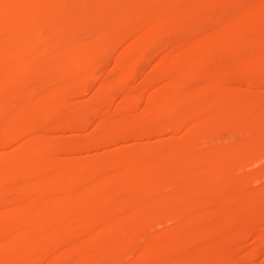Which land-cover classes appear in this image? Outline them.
Wrapping results in <instances>:
<instances>
[{
  "label": "rangeland",
  "instance_id": "rangeland-1",
  "mask_svg": "<svg viewBox=\"0 0 264 264\" xmlns=\"http://www.w3.org/2000/svg\"><path fill=\"white\" fill-rule=\"evenodd\" d=\"M6 1L9 2L11 0H3V2L2 0H0V3H7ZM37 1H39L38 2L39 4L35 3L36 6L39 7L40 9L42 8L41 10H44L43 12L44 13L46 12L47 14L44 16L45 17L44 19H46L45 21L42 20L43 17L41 19L40 17L41 11L33 4L35 1L32 3V0L31 3H29L30 0L20 1L21 4L23 5V8L21 9V13L20 12L17 13L15 18L16 21L18 22L16 24L19 25L21 24V26H24L23 27L24 29L19 31V29L15 24H9L8 21L7 23L6 21H4V19H0V23L2 21H4L5 23V24L3 23L0 24V51H1L0 60L3 61L1 64L2 66L0 65V69H1L0 93L2 92L0 95L2 96L3 94L6 93L5 97L7 96L8 98L10 96L8 100L7 98L6 99L4 98V95L3 97H1L3 99L0 98L1 99L0 101L2 102L7 100L6 103L4 102L5 105H3L2 103V107L0 108V129H1L0 132L2 131V133H4L5 130L6 131L8 130V132L7 133L5 132L3 135L0 133L1 134L0 137H2V139L0 138V147H1L0 148V186L4 190L3 192H0V246L1 244H3L1 243L2 242L1 240H3L4 237L3 235L7 233L6 231H10L12 233V235L10 234V237H12L10 239V241H12L11 249L5 255H2V253L0 252V264H19L22 262L29 264H73V262L75 264H100V263L102 264L103 262V264H106L105 261H108L111 264L114 261L115 264H119V263L121 264L122 262L123 264H156V263L157 264H264V232H261L264 231V221L261 222L259 221L260 223L258 222L255 225L253 224L255 222H253L251 223L253 224V226H251L250 224V227L248 225L249 222L254 220L253 219L254 217L256 220L257 216H259V218L257 217L258 219L264 220V116L262 115L264 111V107H263L264 106V52H263L264 0H218V1L207 0L206 1L207 4H205V6H203L205 0L204 1L200 0L202 1L201 4L203 5L202 8H199L201 7L200 5L197 7V9L193 6V4L195 3V1L200 2L199 0H176V1L170 0V2L169 0H107V1L106 0H68L69 3L66 0H65L66 3H63L64 1L61 2L60 0H58L59 2L57 0H37ZM209 1L211 2L208 4ZM127 3L129 6L126 5ZM25 4L27 5L25 6ZM100 5H102L103 7ZM99 6L102 10V14L100 18L96 20L93 14L95 12L93 11L100 9ZM120 7L122 9H120ZM188 7L192 10L189 11ZM28 8H30L31 11L34 10L35 14L30 13L31 11ZM94 8L95 10H93ZM49 9L51 10L49 11ZM91 9L93 13L91 12ZM28 10L30 12H28ZM254 10H257V12L255 13L258 16L260 15L259 17L255 16L256 14H254ZM23 12L25 16L23 15L22 17L20 14H23ZM48 12L50 14H48ZM259 12H261L262 14H259ZM75 14L76 16L74 17ZM124 14L126 15L124 16ZM157 14L158 16L160 15L159 17L163 15V18H165V20L167 19L165 22L168 23V25H165L164 23L161 27L163 29H160L161 31L158 30L155 32L157 33L156 35L154 32H152L154 34L150 33V35L152 34L151 35L152 39L150 35L148 36V34H146L148 37H145L146 43L145 45H143L144 48L142 47L140 49L142 50L141 52L138 51L141 53L140 54L142 57L141 58L140 55L138 54H137L138 56L136 55V53L138 52L131 46L132 39L135 36V33H137V31L134 30H138L142 33L143 32L146 33L148 30L147 28L148 22H150L151 19H153L154 17H158L155 16ZM175 16H177L178 18L177 17L175 18ZM39 17L41 20H39ZM134 17L137 19H134ZM242 17H244L245 19H243ZM18 18L20 19V21L21 19H23L22 23L19 21ZM32 18L34 21L31 20ZM84 19L86 23L84 22ZM171 19H173L175 23ZM252 19H256L257 21L256 20L252 21ZM107 20L109 23H107ZM238 20L240 21L237 23H239L240 25L243 23L242 24L243 28H241L242 25L239 27V24L236 23V21ZM128 21L131 23H129ZM168 21H170L171 24ZM80 22H82V24ZM25 23H27V25H23ZM99 23L101 25H98ZM233 23L234 25H232ZM110 24L113 25V27ZM131 24L132 27L130 28ZM138 24L139 26H137ZM244 24H246L247 26L245 27ZM29 27L31 29L30 31L34 32V33L32 32L33 36L29 34L27 31L29 30ZM119 27L123 29H119ZM124 27H126L127 29ZM232 27L233 30L230 31ZM236 27L238 28V30H236L237 29ZM75 28H77V30H75ZM69 29H71V31ZM15 30L18 31L16 32ZM121 30L122 32H120ZM26 31H27V35L24 33ZM58 31H60V33L63 36H61V34ZM205 31L211 34L216 33L217 31L220 32L223 31L224 33H226L225 38L218 46L219 50L217 49V47L212 48V46H214V41L212 42V40H214L213 38L212 39L210 38L209 40L206 39V41L205 40L201 41L202 38H198L199 35L202 32L203 35ZM67 32L69 34H67ZM19 33L20 34L23 33V34L20 35ZM28 34L31 36H29ZM119 34L121 35L118 36ZM202 35H200V37ZM120 37L122 38L120 39ZM191 37L194 38L195 42L194 41L189 42L192 39ZM53 38H55V40ZM109 38L112 39L113 41L110 40ZM195 38L198 39L199 41L195 40ZM26 39H28V41H26ZM48 40L49 43H47ZM150 40L151 42L149 43ZM211 42L213 43V45ZM27 43L28 44L30 43L31 47ZM206 45H209V47H204ZM210 47L211 49H217V50H211V49L209 50ZM19 49H21L22 52L21 54L23 55L24 53L25 57H27L25 58V60L27 61L29 60L28 61L29 63L26 61L25 66L23 64V69L26 68L24 70H22L21 67L17 69L16 65L18 64H16L15 66L12 65L13 59L15 57L14 53L16 52L15 53L16 55L20 54L17 53L20 52ZM76 50L78 52H75ZM240 50L243 52H241ZM172 51H174V53H172ZM228 51L230 52L229 54L227 53ZM235 51L237 53H235ZM78 53H80L82 56L79 55ZM238 53H242L240 54V56L245 54L242 57H246V55H248L247 57L250 56L251 58L259 59L258 65L254 64L249 67H245V69H243V67H241L240 64L235 63V57L239 56ZM26 54H29V58L28 55ZM76 54H78L81 60L80 63L75 62L77 59L75 58V56H77ZM230 54L234 55L235 57L234 56L232 57ZM260 54L261 56H259ZM45 55L47 57H44ZM226 56H228L227 58L229 60L226 59ZM198 58L200 61L201 60L203 61L200 62L199 60L198 61L196 60L195 61L196 63L192 62ZM232 60H234V62ZM188 61H191L196 65L194 64L193 66V64L189 62L191 64V66L189 65L190 67L189 68L187 67ZM198 62L199 64L197 66ZM10 63H12L11 65L13 67L10 65ZM30 64L33 65L30 66ZM6 65H8V67L11 66V68L10 67L8 68ZM26 65H28V67ZM185 66L188 69H191V71L197 77L195 81L190 82L192 83L191 85L189 84L190 86L188 85V87H191V92L189 93L184 91L185 93L183 94H181L180 92V96H178L179 98L175 103H171V102L170 103L166 102L169 104L163 103L165 101L164 99L165 97H163L162 95H169V93L162 94V91L168 92V90L170 89H168L166 85L167 86L170 85L172 83L171 81L174 82L178 77L179 79H181L182 78L181 75L184 76L185 73L181 74V72L184 71L185 68L183 67ZM14 67L16 69H14ZM199 67L200 68L203 67L204 69L202 68V70L199 71L200 70ZM195 69L198 70V73ZM16 70H18V72ZM25 70L27 72H25ZM73 71L77 73L78 77L76 73ZM72 72L76 75L75 77L74 74L73 75L71 74L72 78L73 76L75 77L74 79L71 80L75 84L73 82L71 84V81L68 82L66 81V78L67 80L69 78L71 79L70 76L69 77L67 76L70 75V73ZM80 72L83 74H87L89 78L87 76L85 78L84 76L85 80L83 78L79 80L78 79L80 77L79 75H83ZM175 76H177L176 79ZM108 79L109 81H107ZM63 80L64 82L66 81L67 83L59 84ZM154 80H156L157 82ZM219 81L222 82L218 83ZM77 82L78 83L81 82V83L78 84ZM215 82H217L218 84ZM157 84L160 85L157 86ZM213 85L215 86V88ZM217 85H219V87ZM65 87H67V89ZM186 88L187 87L183 85L182 89L186 90ZM57 89H60L59 91L65 90L64 94L63 93L61 94L62 95L61 97L63 99L60 98V94H59L60 92L57 94L58 92ZM69 90L74 93L76 92L75 94L72 93V95H68L70 98L66 97L65 94L67 92H68L67 94H69ZM222 91H226V92L223 93ZM136 92L138 93V96ZM219 92L222 93V95H220ZM229 92L232 95H230ZM225 93H229V96H227V94ZM52 94H54V96ZM133 94L134 95L136 94L135 96L138 99L140 98V96L142 97L141 100H138L139 103L136 102L137 100L135 101L134 98H132ZM157 94H159L160 97H158ZM219 95L221 98L218 97ZM223 95L224 97H222ZM233 95L236 97V101L239 100L238 102L235 101L236 102L235 105H234L235 98H232L234 97ZM38 96L39 97L48 96L50 98V100L48 102H45V104L43 102L42 106L43 107L46 106V108L45 107L43 108V113H41V115L35 114L30 108H26V107L22 108V105L27 101L43 98V97L39 98ZM226 97H228L229 99L231 98L234 106L230 104L232 102H229V105L231 106H229V108L227 107L228 101ZM158 99L161 100L158 101ZM211 100L213 103L211 102ZM223 100L226 101L223 102L224 104H222ZM51 101H53L54 103H52ZM159 102L161 103V105ZM132 103L137 104V107L136 105L134 106V108L136 107V110L134 108L132 109L133 107ZM225 103L227 106L225 105ZM47 104L49 105L47 106ZM208 104H211L210 109H212L214 106L216 107V109H218L219 106V109L222 110L223 112L226 110L228 113L231 112L234 113L235 116L237 115L236 116L237 120L238 119L239 120L238 121L236 120L237 122H234V124L232 125H227L222 120L218 119L219 122H217L218 124H216L215 127H208V125H205L206 127L205 126L202 127L201 124L205 120L206 116L204 115L206 114L204 113H207L205 109L206 106L207 108L209 107ZM202 106H204L205 109L202 108ZM221 106L222 108L223 107L224 108L222 109ZM231 107H234V109H232ZM18 108L21 109L16 112L17 113L16 115L13 113L11 115V112L7 113L9 111H13ZM216 109L215 111H218ZM131 110H133V112ZM260 110H262L261 112L262 114L260 113ZM179 111H181V114ZM182 111L185 113H182ZM202 111L205 112L203 113ZM123 112L127 113V115L122 114L125 116L124 119L125 121L122 123V120H120V118H122L121 113ZM178 112L180 115L178 114ZM46 113H50V114H46ZM173 113L174 115H172ZM137 114L139 115V117L137 116ZM183 114H186L188 117ZM14 115L17 119L13 118ZM50 115H52V117ZM113 115H116V117L113 118L114 122L116 120L115 126L117 125L119 126L121 122L122 124L120 127L124 126V128L114 127L113 125L114 122L112 123V118H111L114 117ZM176 115L177 117L178 116L181 117V115H183L184 117L183 116L182 117L185 119V121L183 120L185 123L189 121L192 122L184 124V122L181 121V124L183 123L181 126V124H177L173 121V119H175L174 116ZM42 117L44 119L43 121H42ZM201 118L203 119V121ZM243 118L246 119L243 120ZM221 119L223 118L221 117ZM11 120H13L12 123L10 122ZM133 120L136 121L135 122L136 124H134ZM169 120L170 121L172 120L175 124H177L175 125L173 123L174 124L172 125L173 131L169 128H166L167 130L169 129L167 131L164 128L165 125L168 126L170 124L168 123L170 122ZM199 123L201 124L196 125ZM46 124L48 125L47 127ZM66 124L67 126L68 125L69 126L67 127ZM11 125L12 127L9 128L13 129L14 127V130L8 128V126ZM103 125H106V129L105 126ZM195 125L198 126L199 128L201 127V129L195 127ZM162 126L164 127L162 128ZM36 128L39 130L36 131ZM102 128L104 129L103 130L104 132L106 131L105 134L103 132L102 133L100 132L102 131L100 130ZM108 128L109 131L110 129H113L112 131H110L111 133L108 132ZM161 128L162 130L165 129L166 131H162ZM152 129L154 130L156 129L155 132ZM191 129L193 130L191 131L193 132L192 134L191 132L189 133ZM23 130H25V133L27 134H25ZM30 130L32 133L34 132L33 130H35L36 132L34 133H36L37 135L34 138L35 140L31 144V146L33 145L32 147L28 145L30 143L27 141L28 138L25 139L26 135L28 136L30 134ZM197 130H201V131L199 132ZM10 131H12V133ZM14 131L15 133H13ZM257 131H259L263 136H261L260 138H255V140H253L255 133ZM21 132L23 134H21ZM42 132L43 135L40 134ZM188 133L190 135H187ZM6 134H7V139H9L8 143H6L7 141L1 142V140H3V137L6 138V136H4ZM24 134L25 136H23ZM9 135H11L10 136L11 138L8 137ZM189 137L192 138L190 139ZM187 138L189 140H187ZM229 147L231 148V150ZM162 148L165 150H163ZM175 149L178 151V153L175 151ZM237 150L238 152H236ZM154 151L155 153L158 151V154H160L161 152L162 153L165 152L164 154H167L168 157L170 158L171 157L175 158L177 154L184 156L187 162L186 166L189 167L187 168L190 169L192 166L190 172L193 170V167L195 169L193 170L192 174L202 173V172L206 173V171H203V169H201L202 167L200 161L202 157L204 156L209 157L208 156L209 154L213 162H214V158L215 160H217V162L215 161L216 163H213L212 166L213 168L212 169L210 168L212 170L210 171L211 174L204 173L206 176H204V180L200 183L201 188L203 186L204 187L203 189H206L207 196L205 191H203V189L202 192L204 198L201 196L200 193L201 191L200 192L198 191L199 193L194 192L195 197H197L198 195L202 197L199 198L200 199L199 202L197 201L198 199L194 200L195 202L198 203L201 202L200 204H202L201 205L202 207L205 205L204 204L205 202L202 203L203 199L204 200L207 199L206 201L208 202L209 197L210 199L214 198L213 200L209 201L208 204L206 202L207 206L206 205L204 206L205 209L209 208L208 207L209 203L212 204L213 201L212 204V206H214L213 209L212 206L210 205L211 208L206 209L209 211V215L207 216L208 218H204L205 219L204 221L206 223L210 222V220L212 221V223L210 222L211 224L208 223V227L209 226L210 227L209 228L207 227L206 232L202 235L192 230L191 227L189 228V226H187L188 228L183 227L184 229L187 228L186 230H183V228L178 229L177 231H175L174 233H172L171 235H169L168 237H166L161 241L162 242L160 243L161 244L160 246L162 247L160 248L161 252L159 251L160 254L157 255H152L151 253L148 254V252H146L149 251V249H152L153 247L150 246V244L153 245L152 243L154 242V239L152 235L154 233L156 232L158 233L159 231L165 228L175 227L176 223L180 218L184 219L187 223L189 222V224L193 226L197 225L200 221H202L201 219L202 217L200 214L202 213L203 210H201L202 207L197 208L200 205L196 204L193 201L192 197H194V193H191L192 195L189 194L188 196H186L187 199L185 197L183 206H181L183 211L181 209H180L181 211L178 210L177 215H175L174 217L170 218V220L167 221L165 220L160 222L155 221V223H153L155 219L159 218L158 214L160 215L162 212L163 213L161 214V216L163 218L165 213L169 211L170 207H172V204L159 203L160 205L156 204L157 208L154 205L153 209L152 206H148L146 204V200L150 196L152 197L155 194H156L155 196H159L160 195L159 193L161 192L162 194H164L165 192L167 193V190L164 192L163 190L160 191L161 189H164V187H166L167 189V187L169 188L171 186V188L168 189L169 192L172 191L175 187H176L175 189L180 191L184 189L181 188L182 184H183L182 187H184L185 185V181L183 180L182 176H185L186 170L188 169L183 171L184 174L182 172L176 174L177 178H175L176 176L171 178V175L167 174L166 172H162L161 174L162 180L159 181L160 183H156V184L149 182L150 179L148 177L145 178L143 177V179L142 177H139L140 180L139 178H135L134 180L131 176H127L128 179L127 182L131 181L132 179L134 180V182L136 181V179L138 180V182L135 183H133V180L127 183L129 184V186L131 185V183H133L132 184L133 186L131 187L132 188L134 187V189H136L137 187L138 188L134 191L125 190L124 192H121L122 194L126 193L125 194L126 196L124 197L121 196V197L127 198L128 202L131 201L130 202L131 204H133L132 202L136 199L140 200V201L136 200L137 203H139L137 204V206L142 205L146 208L147 211L151 209L150 211H148L149 213L152 212V210L156 211L158 209V214L156 211L155 213L152 212L153 214L151 213L150 216H147L148 220L147 219L140 220L139 222V220L136 221L135 218V221L139 222V224L135 225L136 222H134V220L131 218L135 216L137 217L138 207L133 205L132 206L134 208L136 207L137 209L130 207V208H124V209L121 208L114 210V208H110L109 209L111 210L110 215L111 212L114 211L115 213L117 211L121 213V215H119L118 212L116 215L115 213L113 214V217L114 218L116 217L115 218L116 220L113 217L110 218V216H108L109 212L107 213L108 215L107 214L105 216L103 215V218H101L100 216L97 219L99 223L96 222V224H95L96 220H92L89 218L90 220H92L91 222L89 219H86L88 218L87 216H89V213L92 210L90 208L95 205L93 202L96 203L97 200L99 201L101 196L103 197L108 191V190L105 191L106 189H108V185H107L108 176L111 175L114 171H118V166L116 167L115 165L114 166L111 165L112 167L111 170L110 169L111 167L106 166V164L110 165L113 164L112 162L114 161L118 162L116 159L122 157L123 154L125 156L127 155L130 156V159L132 161L129 160V157L125 158V156H123V158L126 159L128 164H135V162L140 161V158H143L144 161H146L147 158L149 160L150 157H147L146 155L148 156H150L149 154L153 155ZM173 151L175 152L173 153ZM232 151L234 153L236 152L235 153L236 155H238L239 151H241L239 155L241 156V158L239 156L236 157L235 155V157L233 156L232 159L233 162H232L231 161L232 157L227 154V153L229 154L231 153L232 155H234ZM141 152H143V155L146 156V158H144V156H140V154L142 155ZM248 152L250 153L248 154ZM220 153H222L223 155L226 154V156L228 155L227 156L228 159L231 157L230 160H228L229 161L228 163H230V161L231 163L241 161L243 154H245L244 157L248 156L249 158L247 157L248 160L245 161L246 163H243V165L240 164L241 166L239 165V167L236 168L237 169L236 170L229 168L231 164L229 167L226 166V164L224 165V163H221L222 165L218 164L219 159L217 158H220V156H222V154ZM143 159H141V161ZM59 160H61L60 163L62 164L60 166H58ZM85 160L88 162H86ZM82 162H84V164ZM101 162L106 164L104 165ZM198 162L200 164H198ZM99 163L101 165H104L105 167H108V169L105 170L106 172L103 170L105 173L102 171V175L100 170H99L100 172L98 171V173H96L95 170H92L94 171L92 172L94 173L93 174L94 177L97 175L95 179L98 176L99 177L96 180L97 184H95V187L93 189V191L95 190L93 192L94 194L92 195V197L90 196V198L87 197L88 201L86 198L88 207L90 206L89 202L91 203L90 208H87V206H83L82 204H80L82 205V207H84V209L78 205L74 206V208L79 207L80 209L79 208L77 209L75 208V210H73L74 208L71 209L73 207L72 198H75L74 197L75 192L79 186L77 184L78 186L75 185L76 186L75 187L74 186L75 183H70L69 185L70 187L68 188L66 187L67 190L66 188L59 189L60 190L59 192L57 191L58 189L55 190V188L54 190L57 192H54L53 188H48L46 190V196L49 197L51 200L52 199L56 201L61 200L62 203L65 202L64 204H66V207L64 206V208L66 210L63 209V207H61L62 209L60 207L59 208L56 207V209L55 207L52 206H51L52 209L50 207H47L49 204H47L48 200L45 198L46 196L44 198L41 197L37 199L36 197V198L28 199V197L20 194L19 192V190H22V188L26 189V187H29L31 184L41 183L43 181H46L59 170L58 167H60L61 169L62 166H64L63 164H65V166L74 165V168L79 167L77 169L82 168L81 171H83V167H84L86 171H88L89 169L86 168V166L89 165L88 167L90 168L92 167L90 165L97 164L98 166ZM214 167L216 171L213 170ZM217 168H219V170ZM120 169L121 168L119 167V170ZM210 169H208L207 171L209 172ZM226 169H228V171ZM232 170L233 173L237 175V177H235V175L232 173ZM235 170L237 171L236 173ZM86 171L84 170L83 172L85 174L86 173L90 174V172H86ZM225 172L229 175L225 174ZM230 174H232V178ZM100 176H102L101 179ZM180 176L182 177V179H180ZM228 176H230L229 177L230 180L228 179ZM233 178H234L233 181H237V179L240 178L249 179L251 181L250 184L252 189L255 190L254 191L255 194L251 195V197L249 196V200L247 199L245 203L239 204V206L241 205L240 207L238 206L239 210L235 209L232 211H226L222 213L219 212L218 214V207L214 205V201H216V199L220 200L223 194L229 195L228 193L231 192L232 190H231V186L228 185L232 184ZM99 179L100 181H103V183L102 182L100 183V181H98ZM204 181L205 183H207L208 181L209 182L205 184ZM5 182L6 183L11 182V185L13 184L14 187L13 186L11 187L10 184H7L6 186V184H4ZM153 184L156 186L154 187V190L156 192L153 190H152L153 192L151 191L152 189L151 187H153ZM134 185H136V187ZM71 186L74 188H72ZM80 186L85 187L84 182H81ZM227 187H229L228 189L230 190L228 191V193L226 192L228 190ZM135 191L137 192L134 193ZM158 191L159 193H157ZM51 192L53 193V195L54 194L56 195L51 197L50 196L52 195ZM129 192H131L132 196L134 193L136 195L135 196L136 199L133 198L134 196L129 197L130 196ZM210 192L212 193V195L210 194ZM95 193L99 194L100 197L99 195L96 196ZM140 193L146 197L148 196L149 193V196L148 198L145 199V197H141L142 195L140 196ZM213 193L214 195H216L215 197ZM227 195H225V197ZM225 197L223 196V198ZM95 198L96 200H94ZM39 199H41V201H39ZM92 199L94 200L93 202L91 201ZM194 203L197 205V207L196 205H194ZM43 205L45 209H43ZM67 205L70 208H68ZM146 206L150 208L148 209ZM130 209H132L133 212ZM189 209L190 211H188ZM198 209H200L201 211ZM124 210H126L125 213L123 212ZM40 211H44V212L47 211L48 214L42 212V214L44 215L43 216L40 214ZM130 211L135 216L131 215L132 213ZM214 211H216L217 213H214ZM210 213H214L213 216H215L216 214V217L212 216L211 218ZM122 214H126V216ZM106 216L108 217L105 220ZM42 218L43 220L44 219L45 220L42 221L41 220ZM119 218L120 219L123 218L124 220L126 219L127 221L125 220V224H120L124 222V220L123 219L119 220ZM150 218L153 221L152 224H151V220H149ZM77 219H79L78 222ZM82 219L84 220L86 219L88 221V225L90 226H88L86 230H89L91 234L88 235L87 232L86 235L88 236L84 238L85 240L79 242L78 247L75 248L76 246L75 243H77V239L79 235L77 233L78 230L77 232L74 231L75 230L74 227H76L77 229L78 226L83 225L82 224L83 222H86V221L82 222L81 221ZM45 221H47L48 223L47 222H46L47 224L44 223ZM131 222L135 224L132 225L133 223ZM43 223L46 226L49 225L46 229L52 227L53 225L54 226L58 225L63 227L62 229L63 231L59 230L53 234L52 233L48 234L46 232L47 230H44L46 226L43 225ZM86 224L87 222L84 223V225ZM4 228H6L7 230L5 229L6 231L4 230L3 232ZM41 228H43L42 230L44 232L41 230ZM36 229H38V231H41L43 233L42 237L43 235H46L44 238L45 240L43 238L42 239L40 238V242L44 240L43 242L44 245H47V247L45 246L47 248L45 249L46 250L45 252H42V250L44 249L43 247L44 245L42 243H39V240H37L39 238L33 239L32 237L28 236L29 233L28 231L35 232L37 231ZM99 229L102 230V232L104 231L106 233L105 235L110 237L107 240L113 239L115 242H113V240L112 242L109 241L101 242L95 239L96 237L95 235L99 233ZM95 231L96 233H92ZM44 233H47L48 236L50 235L51 238ZM150 233H152V235ZM18 236L19 237L21 236L20 237L21 239ZM34 242L36 244L38 243V246L42 245L40 247L41 250H39V248L36 247L37 245ZM117 244L118 247L116 246ZM200 244H202L201 246H203V248L199 246ZM124 245L126 246V249ZM33 247L37 249L38 253L40 252L39 254H37L38 257H36V255L33 254L34 251L31 252V256H29V253L27 251L28 249ZM35 248L33 249L35 250ZM73 248H75L76 250H73ZM118 248H120L118 252L122 256L118 254L117 252ZM144 248H145V252L142 254L141 258L139 257L138 259V255H139L138 250L140 251L141 249ZM19 252L21 253L25 252V253L18 254ZM40 254L41 256H39ZM43 254L45 257H43ZM82 255L85 256V259L83 258ZM21 256H23L22 262H21V258H19ZM27 256H28L27 259L28 262L27 260L25 261L24 259V257ZM117 256L118 258L119 257L121 258L118 259ZM30 257L32 258L30 259ZM39 257H43V259ZM201 258H203V260ZM34 259H37V262L36 260L34 261ZM78 259L80 260V262H82L83 260L84 262L76 263V261L79 262ZM133 259L134 260L137 259V260L134 261Z\"/></svg>",
  "mask_w": 264,
  "mask_h": 264
},
{
  "label": "bare ground",
  "instance_id": "bare-ground-1",
  "mask_svg": "<svg viewBox=\"0 0 264 264\" xmlns=\"http://www.w3.org/2000/svg\"><path fill=\"white\" fill-rule=\"evenodd\" d=\"M21 0H11V1H9V2H7V3H0V19H4V21H8L9 22V24H15L16 26H17V28L19 29V31L20 30H22V29H24L23 27L24 26H21V24L19 25V24H16V23H18L17 21H16V15H17V13H21V9L23 8V5L21 4V2H20ZM35 1V2H34ZM32 0V3L36 6V4L39 2V1H37V0ZM37 1V2H36ZM58 1V0H57ZM61 2H63V3H66V1L68 2V0H60ZM107 1V0H106ZM176 1V0H175ZM200 1V0H199ZM202 1H204V0H202ZM202 1H200V2H198V1H195V3L193 4V6L197 9V7L198 6H200L201 5V7H199V8H202V5L203 6H205V4H207L206 3V1L207 0H205L204 2L205 3H203V4H201L202 3ZM218 1V0H217ZM2 2H3V0H2ZM55 2V1H54ZM59 2V1H58ZM103 2V1H102ZM101 2V3H102ZM138 2V1H137ZM169 2H170V0H169ZM173 2V1H172ZM197 2V3H196ZM211 1H209L208 2V4L210 3ZM215 2V1H214ZM24 3H25V1H24ZM27 3V2H26ZM29 3H31V0H30V2ZM36 3V4H35ZM62 3V4H63ZM69 3V2H68ZM129 3V2H128ZM128 3L126 4V5H128ZM134 3V2H133ZM32 4V5H33ZM39 4V3H38ZM130 4V3H129ZM138 4V3H137ZM172 4V3H171ZM178 4V3H177ZM176 4V5H177ZM27 4H25V6H26ZM105 5V4H104ZM139 5V4H138ZM141 5V4H140ZM38 6H40V5H38ZM96 6V5H95ZM100 6H102V5H100ZM100 6H99V8H100ZM107 6V5H106ZM129 6V5H128ZM31 7V6H30ZM37 7V6H36ZM97 7V6H96ZM103 7V6H102ZM105 7V6H104ZM122 7V6H121ZM120 7V9H122ZM192 7V6H191ZM260 7V6H259ZM33 8V7H32ZM37 8H39V7H37ZM43 8H44V6H43ZM46 8V7H45ZM47 8H50V7H47ZM107 8V7H106ZM106 8H104V9H106ZM118 8H119V6H118ZM124 8V7H123ZM127 8V7H126ZM189 8V7H188ZM26 9H27V7H26ZM28 9H30V8H28ZM40 9V8H39ZM42 9V8H41ZM40 9V11H41V15H40V17H41V19H42V17H43V19L42 20H46V19H44L45 17V15H47L46 14V12L44 13L43 11L44 10H41ZM61 9V8H60ZM104 9H103V11H104ZM125 9V8H124ZM256 9V8H255ZM33 10V9H32ZM48 10V9H47ZM51 9H49V11H50ZM56 10V9H55ZM57 10H58V8H57ZM93 10H95V8L93 9ZM126 10V9H125ZM187 10V9H186ZM190 10H192V9H190L189 8V11ZM194 10V9H193ZM262 10V9H261ZM30 11H31V9H30ZM29 10H28V12H30ZM40 11H39V13H40ZM106 11V10H105ZM122 11V10H121ZM124 11V10H123ZM263 11V10H262ZM261 11V12H262ZM25 12V11H24ZM24 12H23V14H20L22 17H23V15H24ZM36 12V11H35ZM58 12V11H57ZM89 12V11H88ZM91 12H92V9H91ZM93 12H95V13H93ZM92 13L94 14V18L97 20V19H99L100 18V16H101V14H102V10H101V8L100 9H97V10H95V11H93ZM108 12V11H107ZM118 12H120V11H118ZM118 12H116V13H118ZM138 12H139V10H138ZM192 12V11H191ZM255 12H257V10H254V14H256ZM261 12H259V14H262ZM5 13H6V15H5ZM30 13H34V10L33 11H31ZM86 13H87V11H86ZM104 13H106V12H104ZM186 13V12H185ZM28 14V13H27ZM26 14V15H27ZM35 14V13H34ZM48 14H50L49 12H48ZM54 14H55V12H54ZM57 14V13H56ZM81 14V13H80ZM111 14V13H110ZM114 14V13H113ZM136 14H137V12H136ZM140 14V13H139ZM138 14V15H139ZM161 14V13H160ZM9 15V16H8ZM39 15H37V16H39ZM78 15V14H77ZM116 15V14H115ZM119 15H121V14H119ZM126 14H124V16H125ZM247 15H248V13H247ZM246 15V16H247ZM25 16V15H24ZM30 16H32V15H30ZM30 16H29V18H30ZM55 16V15H54ZM53 16V17H54ZM76 16V14L74 15V17ZM82 16V15H81ZM155 16H158V14L157 15H155ZM160 16V15H159ZM154 17L153 19H151V21L150 22H148V30H147V32L145 33V32H140V31H138V30H134V31H137V33H135V32H133V33H135V36L133 37V39H132V43H131V46L138 52V51H142V50H140L142 47L144 48V46L143 45H145V43H146V41H145V37H148L149 35H150V33H152V32H156V31H161L160 29H163V28H161L162 27V25L165 23V25H168V23H166L165 21L167 20H165V18H163V15H161V17ZM165 16H166V14H165ZM179 16V15H178ZM255 16H258L257 14L255 15ZM260 16V15H259ZM258 16V17H259ZM22 17H20V18H22ZM40 17H39V20H41L40 19ZM48 17H49V15H48ZM48 17H47V19H48ZM52 17V16H51ZM71 17V16H70ZM132 17V16H131ZM177 16H175V18H176ZM257 17V18H258ZM27 18V17H26ZM26 18H24V19H26ZM85 18V17H84ZM102 18V17H101ZM108 18H110V17H108ZM118 18V17H117ZM120 18V17H119ZM178 18V17H177ZM243 19H245L244 17H242ZM247 18V17H246ZM256 18V17H255ZM19 19V18H18ZM37 19H38V17H37ZM121 19V18H120ZM134 19H137V18H135L134 17ZM180 19V18H179ZM243 19H242V22H243ZM31 20H33V18L31 19ZM39 20H37V21H39ZM95 20V21H96ZM104 20H106V19H104ZM115 20V19H114ZM169 20V19H168ZM172 21H173V19H171ZM241 20V19H240ZM240 20H238V21H236V23L237 22H239ZM254 20H256V19H252V21H254ZM2 21V20H1ZM4 21H2L0 24H5L4 23ZM19 21H20V19H19ZM22 21H23V19H21V23H22ZM34 21V20H33ZM87 21H89V20H87ZM111 21H112V18H111ZM110 21V22H111ZM178 21V20H177ZM257 21V20H256ZM7 22V23H8ZM19 22V23H20ZM26 22H27V20H26ZM31 22V21H30ZM30 22H28V23H30ZM84 22H85V19H84ZM117 22V21H116ZM120 22V21H119ZM129 22V21H128ZM135 22V21H134ZM133 22V23H134ZM168 22H170V21H168ZM174 22V21H173ZM241 22V23H242ZM73 23V22H72ZM81 24H82V22H80ZM79 23V24H80ZM86 23V22H85ZM102 23V22H101ZM107 23H109L108 22V20H107ZM113 23V22H112ZM127 23V22H126ZM129 23H131V22H129ZM175 23V22H174ZM246 23V22H245ZM79 24H78V26H79ZM84 24V23H83ZM90 24V23H89ZM92 24V23H91ZM114 24V23H113ZM128 24V23H127ZM170 24H171V22H170ZM237 24H239V23H237ZM243 24V23H242ZM241 24V25H242ZM247 24V23H246ZM246 24H244L245 25V27L247 26ZM8 25V24H7ZM23 25H27V23H25V24H23ZM31 25H32V23H31ZM98 25H101L100 23L98 24ZM111 25V24H110ZM116 25H117V23H116ZM118 25H119V23H118ZM232 25H234V23L232 24ZM231 25V26H232ZM240 24H239V27L241 26ZM34 26V25H33ZM112 27H113V25H111ZM111 26H110V29H111ZM125 26V25H124ZM137 26H139V24L137 25ZM231 26H229V27H231ZM235 26H236V24H235ZM234 26V27H235ZM72 27V26H71ZM132 27V24H131V26H130V28ZM237 27H238V25H237ZM236 27V28H237ZM16 28V27H15ZM103 28V27H102ZM109 28V27H108ZM115 28H116V26H115ZM117 28H118V26H117ZM124 28H126V27H124ZM129 28V29H130ZM138 28V27H137ZM241 28H243V25H242V27ZM27 29V28H26ZM67 29V28H66ZM73 29V28H72ZM98 29V28H97ZM100 29V28H99ZM107 29V28H106ZM119 29H123V28H120L119 27ZM118 29V30H119ZM127 29V28H126ZM125 29V30H126ZM223 29V28H222ZM31 29H30V27H29V30H27L28 31V33L29 34H31L32 36H33V31H30ZM32 30H33V28H32ZM70 31H71V29H69ZM75 30H77V28H75ZM103 30V29H102ZM113 30H114V28H113ZM118 30H116V31H118ZM229 30V29H228ZM231 30H233V27L230 29V31ZM236 30H238V28L236 29ZM16 31V30H15ZM18 31V30H17ZM16 31V32H17ZM24 31V30H23ZM27 31L26 32H24L26 35H27ZM73 31V30H72ZM97 31V30H96ZM115 31V32H116ZM143 31V30H142ZM22 32V31H21ZM33 32V33H32ZM59 33H60V31H58ZM57 32V33H58ZM109 32H111V31H109ZM120 32H122V30L120 31ZM124 32V31H123ZM126 32V31H125ZM205 32H207V31H205ZM204 32V34L202 35V33L200 34V35H202L201 37H200V35H199V37L198 38H202L201 39V41L202 40H205L206 41V39L207 40H209L210 38L212 39H214V40H212V42L214 41V46H212V48L214 47H217V49H218V46L220 45V43L223 41V39L225 38V36H226V33H224L223 31L222 32H220V31H217L216 33H205ZM38 33V32H37ZM71 33V32H70ZM113 33V32H112ZM154 33H152V34H154ZM223 33V34H222ZM20 34V33H19ZM23 34V33H22ZM22 34H20V35H22ZM24 34V35H25ZM28 34V35H29ZM61 34V33H60ZM67 34H69L68 32H67ZM114 34V33H113ZM146 34H148V36L146 35ZM151 34V35H152ZM157 33H155V35H156ZM31 35H29V36H31ZM40 35V34H39ZM43 35H44V33H43ZM121 34H119L118 36H120ZM150 35V37H151V39H152V36ZM16 36H18V35H16ZM28 36V37H29ZM38 36V35H37ZM57 36V35H56ZM61 36H63L62 34H61ZM114 36V35H113ZM112 36V37H113ZM195 36V35H194ZM198 36V35H197ZM27 37V36H26ZM34 37H35V35H34ZM52 37V36H51ZM193 37V36H192ZM191 37V38H192ZM25 38V37H24ZM122 37H120V39H121ZM49 39V38H48ZM54 40H55V38H53ZM110 39V38H109ZM114 39H116V38H114ZM149 39V38H148ZM47 40V39H46ZM57 40V39H56ZM110 40H112V39H110ZM118 40V39H117ZM117 40H116V42H117ZM195 40H198V39H196L195 38ZM26 41H28V39H26ZM113 41V40H112ZM120 41V40H119ZM192 41H194V38H192L191 39V41H189V42H192ZM199 41V40H198ZM151 42V40L149 41V43ZM189 42H188V44H189ZM195 42V41H194ZM211 42V43H212ZM47 43H49V40H48V42ZM108 43V42H107ZM112 43H114V42H112ZM124 43V42H123ZM28 44V43H27ZM119 44V43H118ZM210 44V43H209ZM28 45H30V47H31V44L29 43ZM41 45V44H40ZM148 45V44H147ZM150 45V44H149ZM212 45H213V43H212ZM25 46V45H24ZM42 46V45H41ZM211 46V45H210ZM28 47V46H27ZM38 47V46H37ZM204 47H209V45H206V46H204ZM221 47V46H220ZM19 48V47H18ZM45 48V47H44ZM43 48V49H44ZM118 48V47H117ZM17 49V48H16ZM15 49V50H16ZM40 49V48H39ZM116 49V48H115ZM146 49V48H145ZM211 49V47L209 48V50ZM217 49H211V50H217ZM33 50V49H32ZM36 50H38V49H36ZM42 50V49H41ZM40 50V51H41ZM117 50V49H116ZM205 50V49H204ZM208 50V51H209ZM219 50V49H218ZM225 50V49H224ZM237 50H239V49H237ZM2 51H4V50H2ZM14 51V50H13ZM19 51L20 52H17V53H20V54H18V55H16L15 53H14V59H13V64L12 63H10V65L12 64L13 66H15L16 64H20L19 66L18 65H16L17 67V69H19L20 67L22 68V70H24V69H26V68H24L23 69V64H24V66H25V63H26V61L27 60H25V58H27V57H25V55H24V53H23V55L21 54L22 52H21V49H19ZM45 51V50H44ZM84 51V50H83ZM118 51V50H117ZM144 51V50H143ZM176 51V50H175ZM207 51V50H206ZM220 51H222V50H220ZM226 51V50H225ZM241 51V50H240ZM1 52V51H0ZM75 52H78L77 50L75 51ZM96 52V51H95ZM140 52H138V53H136V55L138 54V55H140L141 53ZM239 52V51H238ZM241 52H243V51H241ZM263 52H264V50H263ZM262 52V53H263ZM38 53H40V52H38ZM171 53V52H170ZM172 53H174V51H172ZM228 54L230 53L229 51L227 52ZM235 53H237L236 51H235ZM234 53V54H235ZM259 53V52H258ZM1 54V53H0ZM5 54V53H4ZM31 54V53H30ZM44 54V53H43ZM42 54V55H43ZM45 54H46V52H45ZM79 55H81L80 53H78ZM78 54H76L77 56H78ZM117 54V53H116ZM228 54H225V55H228ZM240 54H242V53H238V57L236 56H234V55H231L232 57L234 56L235 57V63H238V64H240L241 65V67H243V69H245V67H249V66H251V65H254V64H257L258 65V61H259V59H257V58H251L250 56L249 57H247L248 55H246V57H242L243 55H245V54H243L242 56H240ZM6 55H7V53H6ZM26 55H28V58H29V54H26ZM32 55V54H31ZM34 55H36V54H34ZM40 55V54H39ZM74 55H75V53H74ZM83 55H84V53H83ZM93 55H94V53H93ZM97 55V54H96ZM137 55V56H138ZM170 55V54H169ZM180 55V54H179ZM179 55H177V56H179ZM9 56V55H8ZM11 56H13V55H11ZM77 56H75V58H77L76 59V63L77 62H79L80 63V58H79V56L77 57ZM82 56V55H81ZM80 56V57H81ZM87 56V55H86ZM136 56V57H137ZM143 56V55H142ZM175 56V55H174ZM259 56H261V54L259 55ZM258 56V57H259ZM44 57H47L46 55L44 56ZM140 57H141V55H140ZM176 57V56H175ZM228 56H226V59L227 60H229L228 58H227ZM252 57H254V56H252ZM43 58V57H42ZM75 58H74V60H75ZM85 58V57H84ZM142 58V57H141ZM140 58V59H141ZM170 58V57H169ZM172 58V57H171ZM177 58H179V57H177ZM44 59V58H43ZM82 59V58H81ZM34 60V59H33ZM73 60V61H74ZM198 61L199 60V58L198 59H195L194 61H192V62H195V61ZM9 61V60H8ZM29 61V60H28ZM27 61V62H28ZM86 61V60H85ZM84 61V62H85ZM118 61V60H117ZM131 61V60H130ZM200 61V60H199ZM201 61H203V60H201ZM200 61V62H201ZM226 61V60H225ZM233 62H234V60H232ZM2 62L3 61H1L0 60V65L2 64ZM43 62H45V61H43ZM43 62H42V64H43ZM49 62H50V60H49ZM125 62V61H124ZM189 62H191V61H188V64H187V67H189V65L191 66V64L189 63ZM191 62V63H192ZM228 62V61H227ZM261 62V61H260ZM15 63V64H14ZM29 63V62H28ZM135 63V62H134ZM187 63V62H186ZM196 63V62H195ZM195 63H192L193 64V66H194V64ZM231 63V62H230ZM83 64V63H82ZM198 64H199V62L197 63V66H198ZM202 64H203V62H202ZM228 64V63H227ZM234 64V63H233ZM9 65V64H8ZM8 65H6L7 67H8ZM11 65V66H12ZM31 65H33V64H30V66ZM45 65H47V64H45ZM79 65V64H78ZM81 65V64H80ZM118 65H119V63H118ZM186 65V64H185ZM196 65V64H195ZM225 65H226V63H225ZM230 65H232V64H230ZM235 65V64H234ZM2 66V65H1ZM11 66H9L10 68H11ZM12 66V67H13ZM27 67H28V65H26ZM131 66V65H130ZM130 66H128V67H130ZM200 66V65H199ZM203 66V65H202ZM256 66V65H255ZM254 66V67H255ZM7 67H5V68H7ZM8 67V68H9ZM33 67V66H32ZM186 66L185 67H183V68H185L184 69V71L183 72H181V74L183 73H185L184 74V76L183 75H181L182 76V80L181 79H179V77L177 78V76H179V75H177V76H175V81L173 82V81H171V79H170V81L172 82L170 85H166V87H168V89H170V90H168V92L166 93L165 91H162V94H168L169 93V95H162L163 97H165L164 99H165V101H164V99H163V103H165V104H169L170 102L171 103H175L177 100H178V96H180V92H181V94H183V93H185L184 91H186V92H191V87H188V85L190 84H192V83H190V82H193V81H195L196 79H197V77H196V75L191 71V69H188ZM223 67V66H222ZM229 67V66H228ZM227 67V68H228ZM236 67V66H235ZM259 67V66H258ZM257 67V68H258ZM15 67H14V69H16ZM133 68V67H132ZM190 68V67H189ZM200 68V67H199ZM198 68V69H199ZM203 68V67H202ZM202 68H200V70L199 71H201L202 70ZM230 68V67H229ZM239 68V67H238ZM119 69V68H118ZM125 69V68H124ZM131 69V68H130ZM204 69V68H203ZM1 70V69H0ZM12 70V69H11ZM78 70H80V69H78ZM183 70V69H182ZM196 70V69H195ZM17 72H18V70H16ZM76 71V70H75ZM75 71H73V72H75ZM129 71H132V70H129ZM128 71V72H129ZM197 71V73H198V70H196ZM195 71V72H196ZM247 71V70H246ZM25 72H27L26 70H25ZM70 73V75H68L67 77H71V79L69 78L68 80H67V78H66V81L68 82V81H71L72 79H74L75 77H76V75H77V71L75 72L76 73V75L74 74V73ZM81 73V72H80ZM22 74V73H21ZM28 74V73H27ZM74 74L75 75V77L73 76V78H72V75ZM81 74H83V73H81ZM88 74H91V73H88ZM199 74H200V72H199ZM25 75V74H24ZM202 75V74H201ZM27 76V75H26ZM80 77L78 78L79 80L81 79V78H83L84 80H85V78H86V76L89 78V76L87 75V74H83V75H79ZM82 76V77H81ZM84 76H85V78H84ZM180 76V77H181ZM198 76V75H197ZM25 77V76H24ZM77 77H78V75H77ZM173 78V77H172ZM78 79H77V81H78ZM82 79V80H83ZM210 79V78H209ZM214 79V78H213ZM76 80V79H75ZM74 80V81H75ZM64 82V80L63 81H61V83H59V84H64V83H67V82ZM107 81H109V79L107 80ZM154 81H156V80H154ZM212 81V80H211ZM216 81H218V80H216ZM72 82L73 81H71V84H72ZM153 82V81H152ZM157 82V81H156ZM159 82V81H158ZM220 82H222V81H219L218 83H220ZM74 83V82H73ZM78 83V82H77ZM81 83V82H80ZM80 83H78V84H80ZM215 83H217V82H215ZM217 83V84H218ZM70 84V83H69ZM75 84V83H74ZM77 84V85H78ZM106 84H107V82H106ZM161 84V83H160ZM160 84H157V86L158 85H160ZM154 85H156V84H154ZM183 85H185L187 88H186V90H183L182 89V87H183ZM189 85V86H190ZM212 85V84H211ZM220 85V84H219ZM219 85H217L218 87H219ZM68 86V85H67ZM214 86V85H213ZM212 86V87H213ZM152 87H153V85H152ZM164 87V86H163ZM66 89H67V87H65ZM214 88H215V86H214ZM217 88V87H216ZM159 89V88H158ZM166 89V88H165ZM182 89V90H181ZM218 89V88H217ZM58 90V92H57V94L59 93L60 94V98H62L61 96V94L63 93L64 94V91H59L60 89H57ZM63 90V89H62ZM71 90V89H70ZM69 90V94H67V93H65L66 94V97H69L68 95H72V93H74V92H72V91H70ZM153 90V89H152ZM167 90V89H166ZM56 91V90H55ZM183 91V92H182ZM46 92V91H45ZM44 92V93H45ZM223 93L224 92H226V91H222ZM228 92V91H227ZM2 93V92H1ZM0 93V94H1ZM52 93V92H51ZM54 93V92H53ZM56 93V92H55ZM71 93V94H70ZM76 93V92H75ZM74 93V94H75ZM133 93V92H132ZM135 93V92H134ZM137 93V92H136ZM153 93V92H152ZM155 93H156V91H155ZM160 93V92H159ZM188 93V94H189ZM230 93V92H229ZM229 93H225V94H227V96H229ZM131 94V93H130ZM129 94V95H130ZM216 94H217V91H216ZM219 94L220 95H222V93H220L219 92ZM224 94V95H225ZM4 95V98L6 99L7 98V96L5 97V95H6V93L5 94H3ZM3 95L1 96L0 95V98L1 97H3ZM7 95H9V94H7ZM42 95V94H41ZM51 95V94H50ZM53 96H54V94H52ZM136 95V94H135ZM134 94L132 95V98H134V100L137 102V103H139L138 102V100H141V96H140V98L138 99L136 96H135ZM158 95V97H160L159 96V94H157ZM190 95V94H189ZM220 95L218 96V97H220ZM224 95L222 96V97H224ZM230 95H232L231 93H230ZM40 96V95H39ZM38 96V97H39ZM46 96V95H45ZM137 96H138V93H137ZM234 96V95H233ZM10 97V96H9ZM8 97V98H9ZM37 97V98H38ZM43 97V96H42ZM42 97H39V98H42ZM64 97V96H63ZM128 97V96H127ZM155 97H156V94H155ZM214 97H215V95H214ZM8 98H7V100H8ZM33 98V97H32ZM56 98V97H55ZM70 98V97H69ZM130 98V97H129ZM128 98V99H129ZM131 98V99H132ZM221 98V97H220ZM232 98H235L234 99V105H235V103L236 102H238L239 100H238V98H237V100L238 101H236V97L234 96V97H232ZM1 99H3V98H1ZM0 99V100H1ZM36 99V98H35ZM63 99V98H62ZM68 99V98H67ZM162 99V98H161ZM161 99H158V101L159 100H161ZM215 99V98H214ZM226 99H227V105H226V103H225V105L229 108V106H231V105H229V102H232V103H230V104H232V106H234L233 105V101L231 100V98L229 99L228 97H226ZM7 100L6 101H4L5 103L7 102ZM27 100V99H26ZM50 100V98L47 96V97H43L42 99H37V100H30V101H27V102H25L23 105H22V108H30V109H32V111L35 113V114H37V115H41V113H43V108L45 107L46 108V106H42L43 105V102H44V104H45V102H48ZM130 100V99H129ZM216 100V99H215ZM217 100H218V98H217ZM55 101V100H54ZM134 101V102H135ZM236 101V102H235ZM4 102H2V101H0V108L2 107V103H3V105H5L4 104ZM52 103H54L53 101H51ZM133 102V103H134ZM135 102V103H136ZM166 102H169V103H166ZM211 102H212V100H211ZM221 102V101H220ZM223 102H226L225 100H223L222 101V104H224ZM56 103V102H55ZM132 103V104H133ZM160 103V102H159ZM213 103V102H212ZM51 104V103H50ZM221 104V105H222ZM49 104H47V106H48ZM136 105V107H137V104H133V107H132V109L134 108V106ZM160 105H161V103H160ZM205 105H207V104H205ZM132 106V105H131ZM208 108H207V106H206V109L204 108V106H202V108H204L205 109V111H207V113H204L205 111H202L204 114H206V115H204V116H206L205 117V120L203 121V119H202V121H203V123L201 124V123H199V124H196V125H200L201 124V126L203 127V126H205V125H208V127H215L216 126V124H218L217 122H219L218 121V119H220V120H222L225 124H227V125H232V124H234V122H237L238 120H237V115L235 116V114L234 113H228L226 110L223 112L222 110H220L219 109V106H218V109H216V107L214 108H212V109H210V106H211V104H208ZM213 106V105H212ZM217 106V105H216ZM136 107L134 108L135 110H136ZM226 107V108H227ZM264 107V106H263ZM13 108V107H12ZM16 108V107H15ZM221 108H222V106H221ZM224 108V107H223ZM222 108V109H223ZM232 109H234V107H231ZM21 108H18V109H15V110H13V111H9V112H7V113H10L11 112V115H12V113L13 114H17L16 112L17 111H19ZM56 109V108H55ZM58 109V108H57ZM189 109V108H188ZM215 109L216 110H218V111H215ZM261 109V108H260ZM10 110V109H9ZM47 110V109H46ZM259 110V109H258ZM258 110H257V112H258ZM57 111V110H56ZM132 112H133V110H131ZM22 112V111H21ZM45 112V111H44ZM180 112V114H181V111H179ZM179 112H178V114H179ZM226 112V113H225ZM262 112V110H260V113ZM55 113V112H54ZM182 113H185V112H183L182 111ZM46 114H50V113H46ZM122 114H124V115H127V113H121V115ZM132 114V113H131ZM136 114V113H135ZM177 114V113H176ZM177 114V115H178ZM179 114V115H180ZM262 114V113H261ZM8 115V114H7ZM10 115V114H9ZM15 115H14V117L13 118H15V119H17L16 117H15ZM124 115H122V118H120V120H122V123L125 121L124 119H125V116ZM133 115V114H132ZM172 115H174V113L172 114ZM177 115L176 116H174L175 117V119H173V121L175 122V123H177V124H181V121H185V119L183 118L184 116L183 115H185V116H187L186 114H183V115H181V117H177ZM263 116H264V111H263V114H262ZM51 117H52V115H50ZM112 116V115H111ZM114 117H111L112 118V123L114 122L113 121V118H115L116 117V115H113ZM137 116L139 117V115L137 114ZM136 116V117H137ZM183 116V117H182ZM12 117V116H11ZM33 117V116H32ZM36 117V116H35ZM45 117V116H44ZM53 117H54V115H53ZM124 117V118H123ZM137 117V118H138ZM170 117V116H169ZM173 117V116H172ZM178 119H177V118ZM188 117V116H187ZM221 117L223 118V119H221ZM12 118V119H13ZM39 118V117H38ZM141 118V117H140ZM171 118V117H170ZM170 118H168V119H170ZM7 119H8V117H7ZM246 119V118H245ZM244 118H243V120H245ZM39 120V119H38ZM44 119H43V117H42V121H43ZM111 120V119H110ZM134 120H137V119H134ZM133 120V122H134V124H136L135 122L136 121H134ZM140 120H142V119H140ZM180 122H179V121ZM237 120V121H236ZM247 120H249V119H247ZM12 121L13 120H11L10 122L12 123ZM118 121V120H117ZM164 121H166V120H164ZM170 121V120H169ZM172 120L170 121V122H168V123H170L168 126H166L165 125V127L164 126H162V128L164 127L165 129L166 128H169V129H171L172 131H173V129H172V125H174L175 123L173 122ZM183 121V122H184ZM115 122H116V120H115ZM115 122L113 123V125H114V127H119V128H124V126L123 127H120L121 126V122H120V124H119V126L117 125V126H115ZM119 122V121H118ZM126 122H127V120H126ZM171 122H172V124H171ZM179 122V123H178ZM190 122V121H189ZM189 122H187V123H189ZM192 122V121H191ZM190 122V123H191ZM194 122V121H193ZM196 122V121H195ZM42 123V122H41ZM44 123V122H43ZM162 123V122H161ZM161 123H160V125H161ZM174 123V124H173ZM187 123H185L184 122V124H187ZM247 123V122H246ZM249 123V122H248ZM137 124H139V123H137ZM164 124V123H163ZM162 124V125H163ZM177 124H175V125H177ZM183 124V123H182ZM182 124H181V126H182ZM194 124V123H193ZM42 125V124H41ZM57 125V124H56ZM55 125V126H56ZM195 125V127H197V128H199L198 126H196ZM45 126V125H44ZM48 125L46 124V127H47ZM66 126H67V124H66ZM69 126V125H68ZM67 126V127H68ZM70 126H72V125H70ZM74 126V125H73ZM103 126H105V129H106V125H103ZM102 126V127H103ZM157 126H159V125H157ZM170 126H171V128H170ZM9 127H12V125L11 126H8V128ZM41 127V126H40ZM57 127V126H56ZM113 127V128H114ZM194 127V128H195ZM206 127V126H205ZM4 128V127H3ZM2 128V129H3ZM39 128V127H38ZM45 128V127H44ZM151 128H153V127H151ZM162 128H161V130H162ZM9 129H11V130H14V127H13V129L12 128H9ZM158 129V128H157ZM162 130V131H166V130ZM168 129V130H169ZM193 129V128H192ZM190 130L189 131V133L191 132V131H193V130ZM199 129H201V127L199 128ZM260 129V128H259ZM1 130V129H0ZM5 130V129H4ZM4 130H3V132H4ZM39 129H37L36 128V131H38ZM52 130V129H51ZM100 130H102V131H100L101 133L103 132L104 134H105V132L103 131L104 129L102 128V129H100ZM113 129H110V131H112ZM150 130V129H149ZM154 132H155V130L154 129H152ZM167 130V131H168ZM257 130V129H256ZM261 130V129H260ZM34 132H36L35 130H33ZM41 131V130H40ZM39 131V132H40ZM47 131H48V129H47ZM109 131V128H108V132L109 133H111ZM157 131H159V130H157ZM156 131V132H157ZM197 131H201V130H197ZM5 132L7 133L8 132V130L6 131L5 130ZM4 132V133H5ZM11 133H12V131H10ZM23 132L25 133V130H23ZM28 132V131H27ZM32 133L31 132V130H30V134L27 136L26 135V138L25 139H27L28 138V142H30L28 145L29 146H31V144H32V142L35 140L34 138L37 136L36 135V133ZM198 132V133H199ZM2 135L4 134V133H2V131L0 132ZM13 133H15V131L13 132ZM100 133V134H101ZM167 133V132H166ZM187 134V135H190V134ZM193 132H191V134H192ZM0 134V135H1ZM21 134H23L22 132H21ZM25 134H27V133H25ZM25 134L23 135V136H25ZM40 134H42L43 135V132L42 133H40ZM155 134V133H154ZM164 134V133H163ZM14 135V134H13ZM107 135V134H106ZM4 136H6V138H4L3 137V140H1V142L2 141H7L6 143H8V141H9V139H7V134L6 135H4ZM11 135H9L8 137H10ZM193 136V135H192ZM261 136H263L259 131H257L256 133H255V136H254V139L253 140H255V138H260ZM39 137V136H38ZM1 139H2V137H0ZM11 138V137H10ZM190 139L192 138V137H189ZM251 138V137H250ZM252 139V138H251ZM38 140V139H37ZM187 140H189L188 138H187ZM193 140V139H192ZM249 140V139H248ZM191 141V140H190ZM12 142V141H11ZM164 143V142H163ZM188 143V142H187ZM192 143V142H191ZM5 144V143H4ZM248 144V143H247ZM249 144H250V142H249ZM33 146V145H32ZM31 146V147H32ZM233 146H236V145H233ZM232 146V147H233ZM231 147V146H230ZM229 147V148H230ZM255 147V146H254ZM1 148V147H0ZM29 148V147H28ZM163 149V148H162ZM161 149V150H162ZM165 149H166V147H165ZM165 149H163V150H165ZM180 149H182V148H180ZM179 149V150H180ZM238 149V148H237ZM240 149H241V147H240ZM158 150V149H157ZM160 150V151H161ZM162 150V151H163ZM169 150V149H168ZM230 150H231V148H230ZM233 150H234V148H233ZM236 150V149H235ZM243 150V149H242ZM246 150V149H245ZM156 151V150H155ZM155 151H154V154L152 155V154H149L150 156H148V155H146L147 157H150V159L148 160V158H147V160L146 161H144V159L143 158H140V161H138V162H135V164H128V162L126 161V159H124L123 158V156H125L124 154L122 155V157H119V158H115L118 162H116V161H114V162H112L113 164H110V165H107L106 163H102V164H106V166H109V167H111V165L112 166H118V171H114L111 175H109L108 176V179H107V185H108V189H106L105 191H107L106 192V194L102 197L101 196V198H100V200L98 201L97 200V202L95 203V202H93L94 200H96V198L93 200H91L95 205L94 206H92L91 208H90V206H91V203L89 202V204H90V206L88 207L87 205V201H88V198L87 197H89L90 198V196L92 197V195L94 194L93 192L95 191H93V189H94V187H95V184H97V179H98V177L95 179V177L97 176H95L94 177V173H92V172H94V171H92V170H95L96 171V173H98V171L100 170L101 171V175H102V171L104 170H107L108 169V167H105L104 165H101L100 163H99V165L97 166V164H94V165H90V166H92V167H88L89 165L88 164H85V165H88V166H86V168H88L89 170L88 171H86V169L83 167V171L85 170L86 172H90V174H85L83 171H81V169L82 168H80V169H77V168H79V167H77V168H74V165H72V166H65V164H63L64 166H62V168L60 169V167H58L59 168V170L56 172V173H54L53 174V176H51L49 179H47L46 181H43V182H41V183H34V184H31L29 187H26V189H23L22 188V190H19V192H20V194H22V195H25L26 197H28V199H32V198H36L37 197V199L38 198H41V197H45L46 196V190L48 189V188H53V190H54V188H55V190H57L58 192L60 191L59 189H64V188H68V187H70L69 185H70V183H75L74 184V186L75 185H79L80 186V183L81 182H84V184H85V187L84 186H78V188L76 189V192H75V198H72V208L71 209H73L74 208V206H76V205H78V206H80V207H82V205L83 206H87V208H90V209H92L91 210V212L89 213V216H87L88 218H86V219H92V220H96L95 221V224H96V222H98V218L101 216V218H103V215L105 216L108 212H109V215L108 216H110V218L111 217H113V214L115 213V211L114 212H111V215H110V211L111 210H109L110 208H114V210L115 209H121V208H130V207H132V208H134L133 206H137V204H139V203H137V201H140V200H137L136 199V195L134 194V193H136L137 191H135L134 193H133V196L131 195V192H129L130 193V196L129 197H133L134 199H136V200H134V199H132V200H134L132 203L133 204H131L130 202H128V200H127V198H123L124 196H126L125 194H122L121 192H124L125 190H136V189H134V187L132 188L131 186H133L132 184L133 183H135V182H138V180L136 179V181L134 182V180H135V178H139V177H142V179H143V177L145 178V177H148L150 180H149V182H151V183H154V184H156V183H160L159 181H161L162 179H161V177H162V172H166L167 174H169V175H171V178H173L174 176H176L175 178H177V175L176 174H178L179 172H182L183 174H184V170H186V169H188L189 167L188 166H186L187 164V162H186V158L184 157V156H181L180 154H177L178 153V151L175 149V151L177 152L176 154H177V156L178 155H180V156H175V158H170V157H168V155L167 154H164V153H160V154H158V151L155 153ZM159 151V152H160ZM175 151H173V153L175 152ZM225 151V150H224ZM229 152H231V151H229ZM236 152H238V150L236 151ZM235 152V153H236ZM244 152V151H243ZM142 153V155L140 154V156H144L143 155V152H141ZM147 153H148V151H147ZM182 153H183V151H182ZM223 153V152H222ZM222 153H220V154H222ZM232 153L234 154V155H232L231 153L229 154V153H227L229 156H231L230 158H231V161H232V159H233V156L235 157V153L232 151ZM240 153H241V151H239V154L238 155H236V157L237 156H239L240 155ZM250 152H248V154H249ZM134 154V153H133ZM132 154V155H133ZM146 154V153H145ZM204 154V153H203ZM243 154V153H242ZM130 155V154H129ZM197 155V154H196ZM227 155V156H228ZM244 155L245 154H243V157H244ZM138 156V155H137ZM146 156H144V158H146ZM208 156L209 157H206V156H204V157H202L201 158V161H200V158H199V161H200V163H201V169H203V171H206V173L205 172H202V173H193L192 174V172H193V170H195L194 169V167H193V170L190 172V169H192V166H191V168L190 169H188V170H186V173H185V176H182L183 177V180L185 181V185H184V187H182L183 186V184H182V186H181V188H184V189H182L181 191L180 190H177V189H173L172 191H170L169 192V188H171V186L168 188L167 187V189H166V187H164V189H161L160 191H162L163 190V192L164 191H166L167 190V193L165 194H162V192L161 193H159V191L157 192V193H159L158 195L159 196H155L154 194H152V195H154V196H150L149 198H148V196H149V193H148V196L146 197V196H144L143 194H141L140 193V196L141 197H145V199L146 198H148L147 200H146V204L148 205V206H152V209H153V206L155 205L156 206V204L158 205L159 203H170V204H172V207H170V209H169V211H167L166 213H165V215H164V217L162 218V216H161V214L163 213H161L160 215L158 214V209L156 210L157 211V214H158V216H159V218H157V219H153L154 220V222L151 220V218L149 219V220H151V224H152V222L153 223H155V221L156 222H160V221H167V220H170V218H172V217H174L175 215H177V212H178V210H182L183 211V209H182V207L181 206H183V202H184V199H185V197L186 196H188L189 194H191V193H194V192H200L201 193V196L204 198V196H203V192H202V189L204 188L203 186H202V188H201V185H200V183L204 180V176H206L205 174H211V172L210 171H212L211 169L213 168L212 166H213V163H216L217 162V160H215V158H214V162H213V160H211V158H210V155L208 154ZM226 156V154H222V156H220V158H217V159H219V161H218V164L220 165L221 163H224V165L226 164V166H230V164H231V166L229 167V168H232V169H236V168H238L239 167V165L240 164H242L243 165V163H246L245 161H247L248 159H247V157H242V159H241V161H239V162H234V163H231V161H230V163H228L229 161L228 160H230V158L228 159V157ZM127 157H129V160H131L130 159V156H125V158H127ZM201 157V156H200ZM240 158H241V156H239ZM120 158H123V159H120ZM249 158V157H248ZM141 159H143L142 161H141ZM235 159V158H234ZM63 160V159H62ZM195 160H196V157H195ZM198 160V159H197ZM236 160V159H235ZM60 161L61 160H59V162H58V166H60V165H62L61 163H60ZM86 161V160H85ZM108 161V160H107ZM110 161V160H109ZM132 161V160H131ZM135 161V160H134ZM216 161V162H215ZM238 161V160H237ZM86 162H88V161H86ZM105 162V161H104ZM110 162V163H111ZM197 162V161H196ZM233 162V161H232ZM62 163H64V162H62ZM69 163V162H68ZM83 164H84V162H82ZM199 162H198V164H200ZM82 164V165H83ZM89 164H91V163H89ZM227 164H229V165H227ZM71 165V164H70ZM95 165H96V167H95ZM214 165H216V164H214ZM222 165V164H221ZM77 166V165H76ZM241 166V165H240ZM95 167V168H94ZM119 167L121 168L120 170H119ZM188 167V168H187ZM100 168V169H99ZM211 168V169H210ZM219 168H221V167H219ZM219 168H217L218 170H219ZM97 169V170H96ZM111 170H112V167L110 168ZM117 169V168H116ZM116 169H114V170H116ZM208 169H210L209 170V172L207 171ZM213 170H215V167H214V169ZM227 171H228V169H226ZM237 170V169H236ZM235 170V173L237 172ZM99 171V172H100ZM103 171V172H104ZM198 171H199V168H198ZM197 171V172H198ZM216 171V170H215ZM223 171V170H222ZM106 172V171H105ZM104 172V173H105ZM108 172V171H107ZM190 172V173H189ZM201 172V171H200ZM92 173V174H91ZM205 173V174H204ZM217 173V172H216ZM232 173H233V170H232ZM225 174H227L226 172H225ZM234 174V173H233ZM224 175V174H223ZM227 175H229V174H227ZM226 175V176H227ZM231 175V178H232V174H230ZM235 175V177H237V175L236 174H234ZM106 176V175H105ZM127 176H131L133 179V183H131V185L129 186V184H127V183H129V182H131V181H129V182H127L128 181V179H127ZM225 176V177H226ZM101 177L102 176H100V179H101ZM163 177H164V175H163ZM169 177V176H168ZM179 177V176H178ZM182 177L180 176V179H182ZM184 177H185V179H184ZM224 177V176H223ZM230 176H228V179L230 180V178H229ZM234 177V176H233ZM129 178V177H128ZM207 178V177H206ZM205 178V179H206ZM227 178V177H226ZM100 179L98 180V181H100ZM208 179V178H207ZM139 180H140V178H139ZM164 180V179H163ZM227 180V179H226ZM228 180V181H229ZM234 180V178L232 179V181ZM241 180V181H240ZM105 181V180H104ZM146 181H148V180H146ZM184 181H183V183H184ZM3 182V181H2ZM103 183V181H100V183ZM142 182V181H141ZM148 182V183H149ZM209 182V181H208ZM207 182V183H208ZM211 182V181H210ZM29 183V182H28ZM106 183V182H105ZM204 183H205V181H204ZM207 183H205V184H207ZM231 183V182H230ZM251 181L249 180V179H237V181H233L232 182V184H230V185H228V186H231V192H229L228 193V191H230L228 188L229 187H227V193L229 194V195H227V194H223L222 195V197H221V199L220 198H218V199H220V200H217L216 199V201H214V205L215 206H217L218 207V214H219V212H226V211H232V210H235V209H238L239 210V208H238V206H239V204H243V203H245V201H247V199L249 200V196L251 197V195H253V194H255V190H253L252 189V187H251ZM4 184H6V186H7V184H10L11 185V182H5ZM30 184V183H29ZM153 184V187H151L152 189H151V191L153 190V191H155L154 190V187H156L155 185ZM2 185V184H1ZM83 185V184H82ZM136 185H139V184H136ZM136 185H134L135 187H136ZM149 185V184H148ZM199 185H200V187H199ZM203 185V184H202ZM4 186V185H3ZM13 186V184L11 185V187ZM226 186H227V184H226ZM14 187V186H13ZM19 187V186H18ZM22 187V186H21ZM72 187V186H71ZM76 187V186H75ZM140 187V186H139ZM147 187V186H146ZM67 188H66V190H67ZM72 188H74V187H72ZM71 188V189H72ZM149 188V187H148ZM205 188H206V186H205ZM5 189V188H4ZM140 189H142V188H140ZM139 189V190H140ZM145 189V188H144ZM150 189V188H149ZM54 190V192H57V191H55ZM73 190H75V189H73ZM4 190H3V188L0 186V192H3ZM63 191V190H62ZM142 191V190H141ZM140 191V192H141ZM149 191V190H148ZM152 191V192H153ZM203 191H205V193H206V189H203ZM14 192V191H13ZM73 192V191H72ZM145 192H147V191H145ZM145 192H143V193H145ZM156 192V191H155ZM154 192V193H155ZM198 192V193H199ZM52 193V192H51ZM121 193V194H120ZM139 193V192H138ZM263 193V192H262ZM96 194V196L97 195H99V194H97V193H95ZM102 194V193H101ZM147 194V193H146ZM145 194V195H146ZM151 194V193H150ZM210 194L212 195V193L210 192ZM48 195V194H47ZM54 195H56V194H54ZM53 195V193H52V195H50L51 197H53L54 196ZM129 195V194H128ZM192 195V194H191ZM196 195H198V194H196ZM205 195V194H204ZM211 195H209V196H211ZM213 195H214V193H213ZM225 195H227L226 197H225ZM49 196V195H48ZM121 196H123V197H121ZM138 196V195H137ZM199 196V195H198ZM195 197V193H194V197H192V199H193V201L196 199H198L197 201L199 202V198H202L201 196H199V197ZM206 196H207V193H206ZM205 196V197H206ZM216 195H214V197H215ZM218 196H220V195H218ZM217 196V197H218ZM223 196L225 197V198H223ZM99 197H100V195H99ZM98 197V198H99ZM47 200H48V203L47 204H49L47 207H50L51 208V206L52 207H55V209H56V207H63V209H65L64 208V206L66 207V204H64V203H62L61 202V200L60 201H56V200H51L49 197H45ZM62 198V197H61ZM86 198H87V201H86ZM93 198H94V196H93ZM140 198V197H139ZM223 198V199H222ZM57 199V198H56ZM186 199H187V197H186ZM214 199V198H213ZM213 199H210V197H209V200H208V202L209 201H211V200H213ZM59 200V199H58ZM207 199H203V202L202 203H204L205 205H206V201ZM39 201H41V199H39ZM63 201H64V199H63ZM71 202V201H70ZM83 202H85V203H83ZM185 202H188V201H185ZM195 202V201H194ZM198 202H195L196 204H198V205H200L199 207H197V205L194 203V205H196V207L197 208H201L202 206V204H200V203H198ZM208 202H207V204H208ZM42 203V202H41ZM69 203V202H68ZM174 203H175V205H174ZM64 204V205H63ZM80 204H82V205H80ZM135 204V205H134ZM142 204V203H141ZM203 204V205H204ZM212 204H213V201H212ZM212 204L211 203H209V208H206V209H210L211 208V206H212ZM69 205V204H68ZM67 205V207L68 208H70L69 206ZM133 205V206H132ZM160 205V204H159ZM164 205V204H163ZM204 205V206H205ZM211 205V206H210ZM248 205V204H247ZM140 206V207H139ZM139 206H137L138 207V212H137V217L135 216V215H133V210L132 209H130V210H132V214L131 215H133V216H135V217H133V218H131V219H133L134 220V222H136L137 220H139V222H140V220H145V219H147L148 220V217L147 216H150L151 215V213L153 212V213H155L156 211H153L152 210V212H148V211H150V210H146V208L144 207V206H142V205H139ZM188 206V205H187ZM187 206H186V208H187ZM203 206V207H204ZM207 206V205H206ZM241 206V205H240ZM239 206V207H240ZM147 207V206H146ZM185 207V206H184ZM183 207V208H184ZM189 207V206H188ZM203 207L201 208V210H203L202 211V213L200 214L201 215V219H202V221H200L198 224H197V222H196V224L197 225H190L189 224V222L187 223L184 219H182V218H180L179 220H178V222L176 223V225H175V227H170V228H165V229H162L161 231H159L158 233L156 232V233H154L153 235H152V233H150L151 235H152V237H153V239H154V242L152 243L153 245H151L150 244V246H153L152 247V249H149V251H146V252H148V254H152V255H157V254H160V248H162L160 245V243H162L161 241L163 240V239H165L166 237H168L169 235H171L172 233H174L175 231H177L178 229H180V228H183V227H187V226H189V228L191 227V229L192 230H194L195 232H198V233H200L201 235L202 234H204L205 232H206V228L208 227V223H212V221L210 220V222H205L204 220V218H208L207 216L209 215V211L208 210H206L205 209V207H204V209H203ZM213 207L214 206H212V209H213ZM8 208V207H7ZM42 208V207H41ZM76 208V207H75ZM75 208L73 209V210H75ZM77 208H79V207H77ZM76 208V209H77ZM83 209H84V207H82ZM136 208V207H135ZM134 208V209H135ZM148 208V207H147ZM150 208V207H149ZM148 208V209H149ZM156 208H157V206H156ZM185 208V209H186ZM196 208V209H197ZM43 209H45V207H44V205H43ZM52 209V208H51ZM50 209V210H51ZM54 209V208H53ZM62 209V208H61ZM61 209H59V210H61ZM80 209V208H79ZM137 209V208H136ZM217 209V208H216ZM244 209V208H243ZM243 209H242V212H243ZM49 210V209H48ZM66 210V209H65ZM64 210V211H65ZM88 210V209H87ZM113 210V209H112ZM180 210V211H181ZM198 210H200V209H198ZM200 210V211H201ZM63 211V212H64ZM125 211L126 210H124L123 212L125 213ZM188 211H190V209L188 210ZM241 211V210H240ZM42 212H44V211H40V214L41 215H43L42 214ZM61 212V211H60ZM62 212V213H63ZM118 212V211H117ZM117 212L115 213V215L117 214ZM129 212V213H130ZM147 212H148V214H147ZM164 212H165V210H164ZM184 212H186V211H184ZM183 212V213H184ZM196 212H197V210H196ZM199 212V211H198ZM26 213V212H25ZM44 213H47V211L46 212H44ZM66 213V212H65ZM119 213V215H121V213L120 212H118ZM127 213V212H126ZM152 213V214H153ZM214 213H217L216 211H214ZM214 213H210V215H211V218H212V216H213V214ZM221 213H220V215H221ZM48 214V213H47ZM156 214V215H157ZM114 215V216H115ZM122 215H125L126 216V214H122ZM155 215V216H156ZM198 215H199V213H198ZM223 215H225V214H223ZM28 216V215H27ZM44 216V215H43ZM84 216H85V214H84ZM83 216V217H84ZM108 216H106L105 217V220H106V218L108 217ZM129 216V215H128ZM153 216V215H152ZM218 216V215H217ZM257 216V215H256ZM14 217V216H13ZM161 217V218H160ZM185 217V216H184ZM197 217V216H196ZM213 217H216V214H215V216H213ZM258 218H259V216H257ZM256 217V220H257V222H256V220H255V217L253 218V219H251V220H253V221H251V222H249L248 223V225H249V227H250V224L251 223H253V222H255V223H253L254 225L255 224H257L259 221L261 222V221H264V220H261V219H258ZM114 218V217H113ZM116 218V217H115ZM114 218V219H115ZM118 218V217H117ZM129 218V217H128ZM135 218H136V221H135ZM156 218V217H155ZM210 218V217H209ZM260 218H261V216H260ZM80 219V218H79ZM79 219H77V222L79 221ZM84 220V219H82L81 221L83 222V221H86L87 222V224L86 225H84V223H86V222H83L82 224L83 225H81V226H78L77 227V229H76V227H74V231L75 232H77V230H78V235H79V237H78V239H77V243H75L76 244V246H75V248L76 247H78V243L79 242H82V240H85L84 238L85 237H87L88 235H90L91 233L89 232V230H86L87 229V227L88 226H90V225H88V221L87 220ZM89 219V220H90ZM109 219V218H108ZM121 219H123V218H121ZM120 218H119V220H121ZM197 219H199V218H197ZM263 219V218H262ZM42 221H44L43 220V218L41 219ZM92 220H90L91 222H92ZM116 220V219H115ZM118 220V219H117ZM124 220V219H123ZM126 220V219H125ZM125 220H124V222H122V223H120V224H125ZM132 220V221H133ZM146 220V221H147ZM209 220V219H208ZM208 220H206V221H208ZM127 221V220H126ZM47 221H45L44 223H46ZM51 222V221H50ZM53 222V221H52ZM112 222V221H111ZM129 222V221H128ZM139 222H136V224L135 223H133V222H131V223H133L132 225H137V224H139ZM148 222V221H147ZM259 222V223H260ZM43 223V225H45ZM48 223V222H47ZM46 223V224H47ZM94 223V222H93ZM92 223V224H93ZM99 223V222H98ZM146 223V222H145ZM210 223V224H211ZM51 224V223H50ZM118 224V223H117ZM149 224V223H148ZM207 224V225H206ZM253 224H251V226H253ZM32 225V224H31ZM34 226V225H33ZM46 226V225H45ZM49 225H47L46 227H45V229L44 230H47L46 232L48 233V234H53V233H55L56 231H59V230H62L63 229V227L62 226H58V225H51L52 227H49L48 229H46L47 227H48ZM64 226V225H63ZM86 228H85V227ZM174 226V225H173ZM257 226V225H256ZM42 227V226H41ZM67 227V226H66ZM210 227V226H209ZM208 227V228H209ZM255 227V226H254ZM73 228V227H72ZM102 228V227H101ZM106 228V227H105ZM188 228V227H187ZM187 228H183V230H186ZM6 228H4L3 229V232H4V230H5ZM8 229H10V228H8ZM43 228H41V230H42ZM65 229V228H64ZM237 229V228H236ZM7 230V229H6ZM5 230V231H6ZM27 230H29V229H27ZM37 231H35V232H33V231H28L29 233H28V236L29 237H32L33 239H37V238H39V239H37V240H39V243H42L43 245H44V238H45V236L46 235H43V237H42V232L41 231H38V229H36ZM85 230H86V232H85ZM104 230V229H103ZM189 230V229H188ZM43 231V230H42ZM63 231V230H62ZM66 231V230H65ZM71 231V230H70ZM7 233H5V235H3L4 237H3V240H1L2 242L1 243H3V244H1V246H0V252L2 253V255H5V254H7V252H9L10 251V249H11V245H12V241H10V239L12 238V237H10V234L12 235V233L10 232V231H6ZM41 232V233H40ZM44 232V231H43ZM74 232V233H75ZM88 232V235H86V233ZM98 232V231H97ZM104 232V231H103ZM102 232V230H100L99 229V233H97L95 236V239H97V240H99V241H103V242H106V241H109V242H112V240L113 239H109V240H107L108 238H110V237H108L107 235H105L106 233L104 232L103 233ZM134 232V231H133ZM261 232H264V231H261ZM47 233H44V234H47ZM61 233V232H60ZM92 233H96V231L95 232H92ZM48 234H47V236H48ZM57 234V233H56ZM56 234H54V235H56ZM137 234V233H136ZM262 234V233H261ZM58 235V234H57ZM77 235V236H78ZM53 236V235H52ZM131 236V235H130ZM19 237V236H18ZM21 237V236H20ZM19 237V238H20ZM48 237H50V235L48 236ZM54 237V236H53ZM89 237H91V236H89ZM94 237V236H93ZM1 238H2V236H1ZM40 238L42 239H44V240H42V242H40ZM51 238V237H50ZM262 238V237H261ZM21 239V238H20ZM97 240H95V241H97ZM126 240V239H125ZM202 240V239H201ZM25 241V240H24ZM35 241V240H34ZM120 241V240H119ZM153 241V240H152ZM36 242H38V241H36ZM113 242H115L114 240H113ZM35 243V242H34ZM33 243V244H34ZM116 243H117V241H116ZM115 243V244H116ZM26 244V243H25ZM36 244V243H35ZM188 244V243H187ZM37 246L36 247H38L39 248V250H41V246L42 245H40V246H38V243L36 244ZM142 245V244H141ZM202 244H200L199 246H201ZM29 246V245H28ZM47 247V245H44L43 247H44V251L42 250V252H45L46 250L45 249H47L46 247ZM73 246V245H72ZM117 247H118V244L116 245ZM125 246V245H124ZM124 246H123V248H124ZM139 246V245H138ZM144 246V245H143ZM22 247V246H21ZM42 247V248H43ZM147 247V246H146ZM189 247H190V245H189ZM33 248H35V247H33ZM33 248H30V249H28V253H29V256H31V252H33V254H35L36 255V257H38V255L37 254H39L38 252H37V249L35 248V250L33 249ZM75 248H73V250H76ZM192 248V247H191ZM198 248V247H197ZM201 248H203V246H201ZM21 249V248H20ZM119 249L120 248H118V250H117V252L119 251ZM125 249H126V246H125ZM180 249V248H179ZM185 249H187V248H185ZM189 249V248H188ZM200 249V248H199ZM12 250H13V248H12ZM38 250V251H39ZM70 250V249H69ZM69 250H68V252H69ZM79 250V249H78ZM123 250V249H122ZM21 251V250H20ZM36 251V252H35ZM48 251V250H47ZM160 251V252H159ZM22 252V251H21ZM21 252H19L18 254H24V253H21ZM26 252V253H27ZM124 252V251H123ZM138 252H139V255H138V259H139V257L141 258V256H142V254L145 252V248L144 249H141L140 251L138 250ZM181 252V251H180ZM73 253V252H72ZM77 253V252H76ZM179 253V252H178ZM46 254H47V252H46ZM118 254H120L119 252H118ZM124 254V253H123ZM184 254V253H183ZM121 255V254H120ZM120 255H118V256H120ZM162 255V254H161ZM39 256H41V254L39 255ZM83 256V255H82ZM118 256H117V258H118ZM122 256V255H121ZM146 256V255H145ZM33 257V256H32ZM32 257H30V259L32 258ZM35 257V256H34ZM43 257H45L44 256V254H43ZM43 257H39V258H41V259H43ZM81 257V256H80ZM147 257V256H146ZM161 257H163V256H161ZM19 258H21V262H22V258H23V256H21V257H19ZM39 258H37V259H39ZM83 258L85 259V256H83ZM119 258H121V257H119ZM118 258V259H119ZM148 258V257H147ZM152 258H153V256H152ZM157 258V257H156ZM24 259H25V261L28 259V256L27 257H24ZM24 259H23V261H24ZM29 259V260H30ZM37 259H34V261L36 260V262H37ZM45 259V258H44ZM118 259H117V262H118ZM151 259V258H150ZM158 259V258H157ZM202 260H203V258H201ZM79 260V259H78ZM81 260H83V259H81ZM121 260V259H120ZM119 260V261H120ZM134 260V259H133ZM137 259H135L134 261H136ZM18 261H20V260H18ZM33 261V260H32ZM114 261V260H113ZM27 262H28V260H27ZM36 262H34V263H36ZM39 262V261H38ZM82 262H84V260L82 261ZM82 262H80V260H79V262L78 261H76V263H82ZM106 262V264H111V263H109L108 261H105ZM104 262V263H105ZM155 262H157V261H155ZM114 264H115V261L113 262ZM112 263V264H113ZM125 263V262H124ZM19 264H29V263H19ZM73 264H75L74 262H73ZM101 264V263H100ZM102 264H103V262H102ZM120 264V263H119ZM121 264H123V262L121 263ZM157 264V263H156Z\"/></svg>",
  "mask_w": 264,
  "mask_h": 264
}]
</instances>
